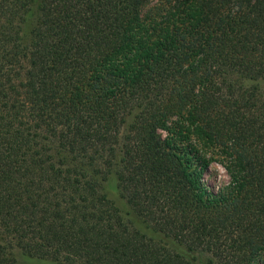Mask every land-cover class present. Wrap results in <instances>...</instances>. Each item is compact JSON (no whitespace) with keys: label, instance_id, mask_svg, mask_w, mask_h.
Masks as SVG:
<instances>
[{"label":"trees","instance_id":"trees-1","mask_svg":"<svg viewBox=\"0 0 264 264\" xmlns=\"http://www.w3.org/2000/svg\"><path fill=\"white\" fill-rule=\"evenodd\" d=\"M0 264H264V0H0Z\"/></svg>","mask_w":264,"mask_h":264},{"label":"rangeland","instance_id":"rangeland-1","mask_svg":"<svg viewBox=\"0 0 264 264\" xmlns=\"http://www.w3.org/2000/svg\"><path fill=\"white\" fill-rule=\"evenodd\" d=\"M204 177L206 183L211 187H215V189L228 181L222 168L216 164L211 166L210 171Z\"/></svg>","mask_w":264,"mask_h":264}]
</instances>
